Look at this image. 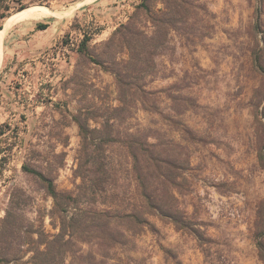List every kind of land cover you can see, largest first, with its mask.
Returning <instances> with one entry per match:
<instances>
[{"label": "rangeland", "instance_id": "obj_1", "mask_svg": "<svg viewBox=\"0 0 264 264\" xmlns=\"http://www.w3.org/2000/svg\"><path fill=\"white\" fill-rule=\"evenodd\" d=\"M24 2L26 7L44 5L62 13L5 31L0 51V123L21 125L24 113L27 129L20 133V142L39 143L42 165L51 161L53 166L54 153L65 151L55 184L58 189H74L79 182L73 174L78 127L69 116L59 122V110L48 99L63 101L69 112H75L79 95L63 89L61 82L74 69L78 56L71 49L82 38V29L92 33L90 44L105 40L141 0ZM155 3L162 7L160 0ZM184 5L190 14L170 30L156 57L157 71L147 77L150 88L157 91L159 108L173 120L138 105L126 125L134 130L158 128L186 146L187 182L178 197L201 234L148 215L151 226L126 230V242L110 250L106 264H264V0H184ZM7 17L0 20V29ZM37 22L49 26L35 30ZM87 78L107 88L115 102L109 73L94 67ZM167 93L174 98L170 100ZM182 107L183 112L177 113ZM183 126L189 130L187 140L180 132ZM60 129L68 136L66 146L54 136ZM127 161L123 158L122 164L129 168ZM21 166L18 153L4 164L0 219L10 191L17 188L30 197L21 198L23 224L43 221L45 231H57L47 215L51 197ZM10 249L0 245V251ZM82 249L96 247L83 244ZM29 255L22 253L21 260Z\"/></svg>", "mask_w": 264, "mask_h": 264}, {"label": "trees", "instance_id": "obj_2", "mask_svg": "<svg viewBox=\"0 0 264 264\" xmlns=\"http://www.w3.org/2000/svg\"><path fill=\"white\" fill-rule=\"evenodd\" d=\"M155 2L141 0L128 19L98 43L90 44L92 33L82 29V38L71 49L78 56L74 69L61 82L63 89L71 88L79 95L78 107L71 113L65 102L48 99L59 110V122L69 116L78 127L77 165L73 174L79 182L74 189H58L55 184V171L63 165L65 151L54 153L53 166L51 161L42 165L39 143L24 145L20 142V133L27 129L24 113L20 114L21 125L10 121L0 123V176L9 158L20 154L22 170L35 177L51 197L52 206L47 215L52 227L57 228L50 233L45 231L43 221L38 225L34 221L23 224L21 198L30 197L23 190L13 188L0 219V245H10L12 249L9 253L0 251V264L10 261L17 264H106L110 250L126 242V230L135 232L151 226L148 215L165 219L177 229L195 228L200 236L201 230L193 227L178 197L187 182L184 175L189 168L186 146L158 128L134 130L126 125L138 105L173 120L170 113L159 108L157 91L150 88L151 80L147 77L157 71L156 57L161 54L170 30L190 12L184 0H160L161 8H157ZM24 7V0H0V20ZM48 26V22H37L35 30ZM94 67L113 77L115 102L109 99L107 88L97 87L87 78ZM167 97L174 98L170 93ZM180 132L187 140L189 130L183 126ZM54 136L63 146L67 145L68 136L63 129L55 131ZM123 158L128 160L129 168L123 167ZM83 244L96 249L85 251ZM26 252L30 255L22 261V253Z\"/></svg>", "mask_w": 264, "mask_h": 264}, {"label": "bare ground", "instance_id": "obj_3", "mask_svg": "<svg viewBox=\"0 0 264 264\" xmlns=\"http://www.w3.org/2000/svg\"><path fill=\"white\" fill-rule=\"evenodd\" d=\"M66 11V10H65ZM62 12L50 10L45 6H29L13 13L4 21L3 28L0 29V51L2 54V37L5 31L12 25L23 24L35 21H49L56 16H60ZM65 14V13H64ZM63 15V14H62ZM2 59V56H1ZM1 63V62H0Z\"/></svg>", "mask_w": 264, "mask_h": 264}, {"label": "water", "instance_id": "obj_4", "mask_svg": "<svg viewBox=\"0 0 264 264\" xmlns=\"http://www.w3.org/2000/svg\"><path fill=\"white\" fill-rule=\"evenodd\" d=\"M33 6H44V5H33ZM47 7L48 9L52 10L51 8H49L48 6H45ZM23 9V8H22ZM2 29V28H1Z\"/></svg>", "mask_w": 264, "mask_h": 264}]
</instances>
